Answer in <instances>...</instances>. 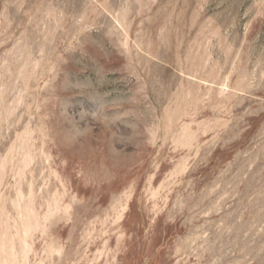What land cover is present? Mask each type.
<instances>
[{
  "label": "rangeland",
  "instance_id": "rangeland-1",
  "mask_svg": "<svg viewBox=\"0 0 264 264\" xmlns=\"http://www.w3.org/2000/svg\"><path fill=\"white\" fill-rule=\"evenodd\" d=\"M0 264H264V0H0Z\"/></svg>",
  "mask_w": 264,
  "mask_h": 264
}]
</instances>
